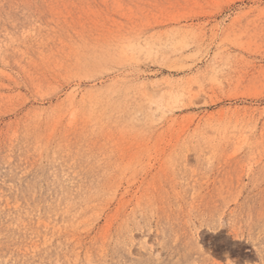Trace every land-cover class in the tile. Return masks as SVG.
Returning a JSON list of instances; mask_svg holds the SVG:
<instances>
[{
	"label": "rangeland",
	"instance_id": "374dc122",
	"mask_svg": "<svg viewBox=\"0 0 264 264\" xmlns=\"http://www.w3.org/2000/svg\"><path fill=\"white\" fill-rule=\"evenodd\" d=\"M0 264H264V0H0Z\"/></svg>",
	"mask_w": 264,
	"mask_h": 264
}]
</instances>
